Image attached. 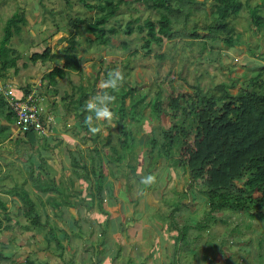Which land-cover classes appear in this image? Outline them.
Masks as SVG:
<instances>
[{
	"label": "rangeland",
	"instance_id": "rangeland-1",
	"mask_svg": "<svg viewBox=\"0 0 264 264\" xmlns=\"http://www.w3.org/2000/svg\"><path fill=\"white\" fill-rule=\"evenodd\" d=\"M241 1L244 5L243 9L229 18V22L233 26L234 41L231 46L225 44L224 41H213L206 37L207 29L205 25L214 19L211 14L213 0H199L195 3L192 15L187 23L189 32L195 28L200 33V37L182 34L171 40L163 41L162 44L153 43L150 52L142 46L144 31L141 32L135 27L130 34L123 32L126 21L132 16H140L141 20L147 17L157 18L158 12L142 0H128L121 3L117 15L108 21V26L122 27L117 33L110 35L109 48H104L102 44L97 42L89 43L86 37L90 34L85 31L84 25L81 23L82 25L75 27L70 23V19L80 17L89 20L94 14V10L87 9L80 0H0V39L4 33L6 20L14 13L23 15L25 22H20V32H15L8 44L21 54L17 63H19L21 72H23L25 71V63L32 62L29 55L33 51H40L45 47H50L52 51L61 50L69 43L68 39L61 40V37L75 35L78 40L77 53L85 57L88 56L89 59L83 62V66L79 71L71 70L73 81L68 76L69 74L62 78V81H59L60 94L55 98L60 103L69 99V96L66 99L61 98V96L69 95L72 92L75 79H78L86 87L96 79L95 84L98 87L96 96H103L101 88L105 87V82L109 78L108 74L114 70L122 72L125 81L138 86V89L145 95V102L155 93L158 86L164 87L165 92H167L170 82H173L177 87H185L188 91L193 89L194 84L199 83L205 90L213 93L218 92L216 87L220 82H226L232 84L231 91L236 93L246 85L250 76H254L264 69V27L257 28L254 26L249 14L250 7L259 4L261 5L259 13L264 16V0ZM174 27H182V22L176 21ZM124 42H126L125 46L123 45ZM62 52L64 53L63 50ZM55 62L61 64L62 60H55L53 57L52 62L47 66L45 61H39L40 66L37 71L42 70L43 72L45 67H50ZM32 69L34 71L36 66ZM7 75L15 76L20 80V75L16 76L17 74H14V67L7 70ZM32 78H36L39 83V74L32 76ZM42 89L47 91L45 86H42ZM88 103H94V99L91 98ZM148 112L149 107L144 106L143 118L148 117ZM71 113L73 112H68V114ZM88 113L87 111L86 114ZM73 118L77 120V116ZM116 119L117 115L112 113L111 119L101 118L96 123L99 125L100 131L106 128L107 132L103 134L101 132L98 138L101 140L99 146L101 147L107 140L110 141L107 145H110L112 141V144L119 150L118 152L114 149L111 150L114 156H128L119 163L118 174L119 178H122L124 177L123 173L126 174L131 170V166H136V164L143 161L140 154L138 160L136 159V154L140 153L139 151L148 155L151 154V151L150 146L146 144L147 140H144L147 135L149 137V133H141L140 130H137L138 125L132 121L123 122V126L127 128L133 126V129H131L134 131L133 134L137 141L128 150L120 151L121 148L118 145L120 129ZM125 121H127V118ZM161 123L166 127L170 125L168 118L165 116L162 117ZM141 124L143 127L146 126L143 122ZM153 124L157 131H160L158 121L154 120ZM106 125H108V128ZM15 133L17 132L15 131ZM77 133L80 134V132ZM141 134H143V137ZM139 137L140 141L143 142L141 144ZM87 143L88 145H94L90 140ZM29 147L26 142H14L13 138L4 140L0 145V198L6 201L9 209H14L10 212V220L5 219V221L4 217L1 219L3 223L1 222L0 242L9 240L35 242L40 237L36 235L45 233V231H42L43 229H36L35 227L31 229H34V235L28 233L30 231H26L23 227V224L27 223L26 217L21 211L18 212L14 208L15 203L21 204L20 197L2 192L5 189L13 190L16 185L19 189L22 187L29 189L31 196L38 200L43 201L46 199L42 194H37L38 191L34 190L32 183V176L34 177L36 172H39L37 169L43 165L40 160L41 155L37 153L38 150L33 148H30V150L33 149L37 152L30 153L28 151ZM51 151L48 150L44 153L48 162L46 161L44 169L40 168L46 177H49L48 174L55 173L52 168L56 159ZM90 152L91 150L88 151V158L91 157L89 156ZM126 152H129V154ZM102 153L95 151L93 157L88 159L90 168L96 165L97 158H100V156L102 162H108L107 160L111 158L110 155L107 157L105 153ZM95 158L96 161H94ZM148 166H145L146 170ZM141 169L136 170L140 174L143 173L141 180L145 181L148 176H153L155 179L152 183L154 184L151 185V182L142 181V187L136 190L134 195L131 193L136 197L135 201L123 202L120 198L119 207L118 205H109V207L115 208L125 219L123 220V229L120 232L128 233L129 231L132 236L127 240L125 237L121 238V242L126 247L122 246L121 256L126 252L129 260L134 261L133 264H186L185 262L192 264H264V217H252L244 210L235 211L227 208L214 213L211 217L210 215L205 216L204 210H207L206 196L196 186L192 188L188 185V174L181 166L175 165L170 159L157 158L150 168L149 172L151 173L145 175ZM32 172L34 175L31 176ZM134 179H136L135 176H133ZM128 188L130 191V186ZM188 190H192L194 193H190ZM124 191L129 194L127 189H124ZM119 197H121L120 193ZM50 204L46 205V210L49 216L54 219V221H51V225L55 226V232L63 243L69 241L68 236L65 237V231L75 230L66 226L63 220L59 218L58 215L63 209L66 215L61 214V216L71 217V221L78 218L79 221L89 220L96 223V219L92 215H87L86 212L80 218L82 215L71 204L62 206L61 211L58 208H52ZM81 207H84L83 203H81ZM176 208L178 209L175 210V214L170 217L171 211ZM38 210L42 211L40 206H38ZM262 211L264 213V209ZM2 214L0 213V217ZM212 218L218 220L213 221ZM129 220L131 221L128 223ZM6 222L10 224V227H4ZM154 223L160 226V230L158 233L153 231L154 233L152 232L151 235L149 229L153 228ZM72 227L76 228L74 222ZM185 229L187 232L186 237L184 235ZM179 231H181L180 237ZM26 232L28 234H25ZM84 234L94 237L96 234L95 228L89 225L86 226ZM48 236L53 240L52 251L58 254L62 253L65 262L70 257L74 260L75 255L72 254V250L67 248L64 250L62 246L56 243L54 240L55 234H48ZM25 237L31 239H25ZM151 237L153 244L150 241ZM79 246L83 248L82 245ZM130 246H133L132 250L123 252L124 249L127 250ZM88 247H92L90 243ZM16 248V242L8 243L5 248L0 243V253H10L9 258L0 257V264H6L7 260L10 264H22L26 260L25 256H22L24 250L21 251ZM31 249L32 246L28 251V256L35 258L36 253H32L34 251H31ZM90 250L93 251V255L100 252L96 249L95 251ZM175 251L178 252L176 253L177 258L181 255L180 263L179 261L176 263L173 261ZM56 253L54 254V260H57ZM14 255L15 257L19 256V258L14 259ZM83 257L88 258L89 255H86V257L78 255L75 257V262L83 261ZM98 258L96 257V260ZM102 258L103 254H101V260L104 262L105 259ZM184 259H186L185 262ZM108 261V264H112L111 260ZM39 262L42 261L39 259ZM90 262L92 264V261ZM126 262V260L123 261V263Z\"/></svg>",
	"mask_w": 264,
	"mask_h": 264
},
{
	"label": "trees",
	"instance_id": "trees-1",
	"mask_svg": "<svg viewBox=\"0 0 264 264\" xmlns=\"http://www.w3.org/2000/svg\"><path fill=\"white\" fill-rule=\"evenodd\" d=\"M126 1L128 0H80L87 9L94 10V14L89 20L80 17L69 21L75 27L81 23L84 25L85 31L90 34L86 37L89 43L97 42L102 44L104 48H109L110 35L117 33L122 27L108 26L107 23L117 15L121 3ZM142 1L158 12L157 18L147 17L141 20L140 16H132L126 21L123 32L130 34L135 27L141 32L144 31L142 46L148 52L152 50L153 43L162 44L163 41L171 40L182 34H190L195 37L201 36L197 29L194 28L191 32L187 29V23L192 15L194 5L199 0ZM243 6L241 0H213L211 14L214 19L205 25L207 29L206 37L213 41L221 40L227 45H233V26L230 24L229 18L238 14ZM260 6L259 4L253 5L249 10L251 22L257 28L264 27V16L259 13ZM176 21L182 22V27L175 28ZM20 22H25L24 16L14 13L6 20L4 25V33L0 39V76H5V72L12 67H14L15 73L19 70L17 62L21 54L8 44L14 33L20 32ZM64 39H68L69 43L61 51H58L62 52L63 50L64 54L63 52L62 54L57 52L54 54L50 47H45L40 51H33L29 55L32 62L45 61L53 56L55 60H60L63 57L60 65H55L43 75V79H46L50 85H55L57 79L66 77L71 70L79 71L84 61V56L77 53L78 40L75 35L61 37V40ZM125 43H123L124 46ZM263 72L264 69L260 73L250 76L246 85L236 93L231 91L232 84L226 82H220L217 85L218 92L216 93L205 90L199 83L194 84L193 89L188 91L185 87H177L173 82H170L167 92H165L164 87L158 86L155 93L145 102V95L138 89V86L123 80L115 90L111 87H102L101 94L115 97L114 101L108 104V107L114 115H117L116 122L120 129L118 143L121 148L120 151L128 150L137 141L133 134L134 131L130 127L123 126V122L132 121L138 125L137 130L144 132V134L149 133V137L147 135L144 140H147L146 144L150 146L151 154H142L141 151L136 154V159L138 160L140 154V157H143V162L132 166L135 171L142 168L141 171L144 172L146 170L144 165H149L146 172L147 174L151 173L149 171L152 164L158 157L163 156L165 159L172 160L175 165L181 166L188 173L189 186L192 188L196 186L205 194L207 200V210H204L205 216L210 215L211 217L214 213L227 208L235 211L244 210L252 217H264V213H262V209H264ZM95 81L96 79L87 87L82 83L78 85L79 92L76 103L80 104L81 107L78 118L81 121L84 138L100 143L101 140L99 139V141L98 138L101 131L95 120V112L84 109V105L90 98H93L94 104L99 106L97 99L99 96H96L98 87ZM25 93H28L27 89H25ZM144 106L149 107V112L148 117L143 118ZM85 110L89 112L87 115ZM88 116L92 117L90 123L85 122ZM163 116L168 118L170 122L168 127L163 126L161 123ZM126 118L127 121H125ZM154 120L158 121L160 131L155 128ZM15 122L16 115L0 94V143L10 138ZM141 122L145 123L146 126L143 127ZM91 128H99V131L93 133L90 131ZM40 138L42 137L36 131L29 129L18 131L13 137V141L17 143L26 142L30 146L28 151L37 152L33 150L36 149L38 153L42 154L39 143L43 144V142ZM105 146L104 143L102 151L107 157L111 149L116 151L115 145L110 148ZM30 148L33 149L30 150ZM96 148L97 146L93 149L99 151ZM122 158V155H118V159ZM94 161H96V158ZM79 163L76 159L74 160L75 165ZM102 165L100 158H98L97 164L92 167H96L93 174L98 194H100L103 186ZM136 175L138 180L142 182L141 175L143 173L140 174L136 171ZM32 178L36 181L40 180L37 176H32ZM150 184L153 185L154 183L151 182ZM38 187L44 194L47 192L51 194L52 192L53 195L48 196L47 199L48 202L53 203L52 208L59 209L62 203H68L67 197L66 199L64 197L65 192L61 191L53 180L43 181ZM2 192L20 197L21 204L15 203L14 208L18 212L21 211L26 217L27 223L23 224L26 231H30L32 227L43 229L46 241L52 242L53 240L48 234H55L57 239L54 238V240L59 246H63L62 239L57 236L56 228L51 225L48 215H46L45 220H42V214L39 212L37 203L31 196L29 189L24 187L19 189L15 185L13 190L5 189ZM189 192L194 193L192 190ZM55 193L62 196L60 201L54 197ZM177 209L172 210L171 213L174 215ZM0 210H2L0 213H3L0 217L1 228L2 217H4V220H10V212L14 209H9L6 201L0 198ZM212 220L216 221L218 219L212 218ZM5 226L10 227V224L6 222ZM186 234L185 229V237ZM180 236L181 231H179ZM117 250L120 253L121 245ZM176 253L178 252L175 251L173 261L175 263L179 261L180 263L181 255L177 258ZM57 255L59 258L62 257L61 261L64 260L62 253H57ZM182 256L186 257L185 255ZM0 257L9 258V255L1 252ZM185 261L186 259H184ZM22 264L36 263L32 258H26Z\"/></svg>",
	"mask_w": 264,
	"mask_h": 264
},
{
	"label": "crops",
	"instance_id": "crops-1",
	"mask_svg": "<svg viewBox=\"0 0 264 264\" xmlns=\"http://www.w3.org/2000/svg\"><path fill=\"white\" fill-rule=\"evenodd\" d=\"M58 51H61V50H55V51H52V53L55 54L57 52V53L62 54V52H58ZM53 57L45 60L46 66L52 62ZM84 59H89V57L84 56ZM60 60L63 61V57L60 58ZM55 65H60V64L55 62L50 67L46 68L44 66L45 70L42 72V70L37 71L40 66L39 61L31 62V63L25 64L24 65L25 69L22 68L25 71L21 72L19 63H17L19 70L17 73L14 72V74H17L16 76L20 75L19 76L20 80H18L15 76L14 77H11L10 75L8 76L7 71H6L5 76H0V86H3L0 88V93L2 92V89L6 86L5 84H12L13 87H15L14 91L17 96H22L23 94H25V89H27V91L33 92L35 96L37 97V101L39 103V108H40L43 122L48 127V132L46 134H38L40 137H42L40 139L43 142V144L39 143L41 145L40 152L42 153V154L39 153L41 155L40 160H41V163L43 164L42 167L40 168L44 169V165L46 164V161H47L46 157L44 156V153L48 152V150H52L51 153H53V156L55 157L56 162L54 163L53 165L54 167L52 168L53 170H55V173H52V175H49L48 172L45 171L46 174H48L49 176V177H46L45 173H43V171L40 168H38L37 170H39V172H36L35 175L39 177L40 180L39 181H36L35 179L32 180V183L34 185V190H37L38 191L37 194L38 193H40L38 195L42 194V196L43 197L45 196L46 199L42 201V200H38L34 198L33 196L32 197L36 201L37 207L38 206L41 207L42 211H39V212L42 214L41 215L42 220H45L46 215H48L49 220L54 221V219L51 218V216H49V213L46 210V205L48 206V203H50L47 200L48 196L53 195V194L52 192L51 194L49 192L44 194L39 190L40 187H38L39 184L43 181L53 180L56 186L61 191L65 192L64 197L65 199L67 197V201H68V203L64 202L65 204L62 203L60 205L59 211H61L62 206L66 204H71L75 206L79 214L82 215L80 218H82L84 215V212H86L87 215H92V217L96 219L95 221L96 223H93V221H89V220L79 221L78 218H75L73 221H71L70 220L71 217L68 218L67 216L66 217L61 216V214L66 215L64 209H63L64 213L62 210V212L59 213L58 215L59 218L63 220L66 226L70 227L72 230L75 229L73 231H67V230L65 231V237L67 238L68 236L69 241L68 243L66 242L63 243L62 249L65 250L67 248V249L72 250V254H74L75 257L78 255H84L85 257L86 255H89V257L88 258L83 257L82 259L83 261H80V262H75V257H74V260L70 257V259H68L65 262V257H64V260L61 261L62 257L59 258V256L56 255L57 260H54V257H55L54 254L56 252L51 250V245L53 246V243L52 242L49 243L48 241L45 240L44 233L41 235H36V236H40L39 240H36L35 242L30 241L31 243L26 240H25L26 242L9 240V241H4L0 243L3 244V247L5 248L8 246V243L16 242V246H17L16 249H20L21 251L24 250L23 251L24 254H22V256H25V258H32L33 260H35L36 264H76V263L91 264L90 261H92V264H101V263L108 264L109 263L108 260H111L112 264H133L134 261L129 260V257L126 252L124 253V255L121 256V254L117 250V248H119V245H121V248L122 246L125 247V245L121 242V238L125 237L127 240L128 238H132V236L129 233V231L128 233L120 232V230L123 229V225H124L123 220L125 219H123V217L116 211L115 208L109 207V205H114V206L118 205L119 207L120 198L123 200V202H133V200L135 201L136 197H134L133 195L136 192V190L142 187V183L138 180L136 171L132 166H131L130 171H128L126 174L123 173L124 177L119 178V174H118L119 168H120L119 163L125 158H127L128 156L125 155L122 159H118V156L116 155L114 156L112 154L111 152L112 149H111L110 154H109L111 158L107 160L108 162H102V157L100 156L101 164H103L101 167L102 175H103V183H102L103 186L101 187L100 194L96 192V186H95L94 174H93V170L96 169V167L90 168L88 166V163H89L88 159L93 157L92 155L95 152V149L93 148L95 146H97L96 149H98L99 152H103L102 146L101 147L99 146L98 141L94 142L90 139L84 138L83 136V128L81 125V121H79V118H78V114L80 113L81 107L79 106L80 104L76 103V99H77L78 92H79L78 85L81 82L78 79H75V82L73 83V86H72L74 87L72 92L69 95L66 94V95L61 96V98L63 99H66L67 96H69V99L66 101L64 100V102H61L62 103L61 104L59 100L56 99L55 97H58V94H60V89L58 85H59V81H62L63 79L62 78H59L60 80L57 79V83L55 85H50L48 84L46 79H43V75ZM34 66H36V69L33 71L32 67ZM82 66H83V63L81 64V67ZM37 74H39V77H40L39 83L36 78H32V76H35ZM67 75L71 77L72 81L74 80L71 75V71H69ZM42 86H45V88H47V91H44L42 89ZM89 100H87L86 104L84 105V109H88L87 104ZM67 111L68 112L71 111L73 113L68 114ZM86 112L87 111L85 110V114ZM76 116H77V120L73 118ZM95 120L98 121L97 117ZM14 125L12 129V134L10 135V138L8 139H11L15 137L16 135L15 133L16 127ZM106 127L108 128V125H106ZM131 128L133 129V126ZM77 132H80V134H78ZM101 132L102 134L107 133L106 128L105 130ZM141 133L144 134V132H141ZM143 134H141L142 137H143ZM89 140L94 144L93 146L88 145L87 142ZM140 140L141 139L139 137V141ZM109 142H110L109 140L105 142L106 148H110L114 146V144H112V141L110 145H107ZM141 143L143 142L140 141V144ZM1 144L2 143H0V145ZM86 147L88 148L87 150H86ZM89 150H91V152L89 153V156L91 157L88 158ZM118 151L119 150L116 149V152ZM126 153L129 154V152H126ZM102 154H104V152ZM158 158L162 159L163 157H158ZM75 159L79 161L80 163L75 165L74 164ZM142 162L140 164H142ZM37 166L39 167V164ZM146 171L144 170L145 175L147 174ZM32 175H34L33 172H32ZM35 175L34 177H36ZM133 176H135L136 179L133 180ZM187 180L189 181V176ZM128 186H130V191H129ZM124 189H127L129 191V194L127 191H124ZM80 190H82V192H80ZM119 193L121 197H119ZM13 196H16V195H13ZM54 197L57 198L59 201L62 198V196L56 195V193ZM81 203L84 204V207H81ZM52 204L53 203H51L50 205ZM172 215L173 214H170L169 216L171 217ZM162 219L165 220L164 218ZM130 221L131 220H129L128 223ZM73 222L76 228L72 227ZM88 225L95 228L96 234L94 235V237L90 236L89 234H84L86 230V226ZM152 227H153L152 229H149L151 235L153 231H155V233H158V231L160 230V226L157 225L156 223H154ZM33 230H30V232L28 233H30L31 235H34ZM28 233L26 232L25 234H28ZM25 239L30 240L31 238L25 237ZM150 241H151V244L154 243L152 241V237ZM89 243L91 244L92 247H88ZM79 245H82L83 248H81ZM31 246H32L31 251H34L32 253L34 254L36 253L35 258L33 256L31 257L28 256L29 254L28 251L30 250ZM34 247H37V248H34ZM79 247L80 249H78ZM132 248L133 246H130L127 250L124 249L123 252L132 250ZM90 249H93L94 251L96 249V251L99 250L100 252L99 254L93 255V251ZM6 254L10 255V253H6ZM101 254H103L102 259H105L104 262H102L101 260ZM96 257H99V258L96 260ZM16 258H19V256L15 257L14 259ZM39 259L42 262H39ZM124 260H126L127 262L123 263ZM6 264H10L9 260H7ZM137 264H140V263H137Z\"/></svg>",
	"mask_w": 264,
	"mask_h": 264
},
{
	"label": "built area",
	"instance_id": "built-area-1",
	"mask_svg": "<svg viewBox=\"0 0 264 264\" xmlns=\"http://www.w3.org/2000/svg\"><path fill=\"white\" fill-rule=\"evenodd\" d=\"M7 101L16 115V131L32 129L38 134H46L48 127L41 118L40 108L35 102L33 92L28 93L24 99L17 98L11 89L6 91Z\"/></svg>",
	"mask_w": 264,
	"mask_h": 264
},
{
	"label": "clouds",
	"instance_id": "clouds-1",
	"mask_svg": "<svg viewBox=\"0 0 264 264\" xmlns=\"http://www.w3.org/2000/svg\"><path fill=\"white\" fill-rule=\"evenodd\" d=\"M88 59H84L83 62H86ZM82 62V63H83ZM54 67V66H53ZM82 68V67H81ZM52 69V68H51ZM50 69V70H51ZM109 79L105 82V87H111L113 88L114 90L119 86V83L122 82L124 80V76L122 74V72H120L119 70H114L113 72H110L109 74ZM6 85V86H5ZM4 88L2 89V92L0 93L2 95V97L5 99V101L8 103L7 101V97H6V91L8 89H11L13 91V94L19 98V99H24V97L30 93L31 91H28V93H25L23 94L22 96H17L15 94V87H13L12 84H5ZM3 87V86H0V88ZM34 94V93H33ZM35 96V94H34ZM36 97V96H35ZM91 99V98H90ZM98 101H99V106L97 104H94V103H88L87 104V108L89 111H94L95 112V115L97 117V119H101V118H107V119H111L112 117V112L109 110V107H108V104L112 101H114L115 97L114 96H110V95H104L102 97H98L97 98ZM89 100V99H88ZM35 102L37 103V105L39 106V103L37 101V97L35 99ZM9 105V103H8ZM10 107V105H9ZM11 109V107H10ZM12 111V109H11ZM42 118V116H41ZM43 120V119H42ZM92 120V117L91 116H88L86 117V123H90ZM16 122H15V127H16ZM90 131H92L93 133H96L99 131V128H91ZM18 132V131H16ZM154 177L153 176H148L145 181L143 182H146V183H150V182H153L154 181Z\"/></svg>",
	"mask_w": 264,
	"mask_h": 264
}]
</instances>
